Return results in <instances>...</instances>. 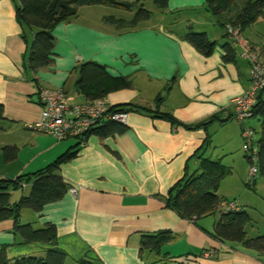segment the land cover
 Listing matches in <instances>:
<instances>
[{
	"label": "crops",
	"instance_id": "obj_1",
	"mask_svg": "<svg viewBox=\"0 0 264 264\" xmlns=\"http://www.w3.org/2000/svg\"><path fill=\"white\" fill-rule=\"evenodd\" d=\"M98 6L102 5L78 6L75 17L58 23L52 31L54 63L32 71L24 66L26 46L14 1L0 0V177L15 178L41 169L80 142L76 156L59 168L69 185L63 197L44 204L39 212L22 209L21 223L34 229L53 224L55 246L67 254L64 264L156 260L157 255L139 251L141 236L165 230L172 240L162 251L171 264H264V254L211 236L218 218L215 214L193 221L181 218L165 204L167 191L183 176L185 166L189 173L197 168L193 154L206 135L203 129L183 125L214 114L220 120L207 127L211 139L203 157L219 158L230 167L217 192L223 199L230 195L226 185L233 170L228 161L234 152L243 154L241 125L234 120L231 101L250 87V65L242 56V44L230 37L219 41L224 31L206 9L205 0H168L161 15L183 14V28L147 20L136 29L117 30L104 21L108 15L97 11ZM188 31L204 32L215 42L213 51L209 55L199 52L185 39ZM244 39L264 63L263 49ZM235 42L241 50L237 54ZM225 43L232 47L233 61L223 59ZM88 61L105 65L111 76L130 80L129 87L104 96L109 106L132 103L157 109L178 124L144 111H130L125 115V128L106 136L92 133L83 140H58L32 129L42 109L36 98L40 87L60 88L75 102L88 101L75 86L77 66ZM159 94L163 100L156 106L154 99ZM10 146L16 148L15 156L7 159ZM253 185L258 188L259 182L255 179ZM70 187H76V193ZM16 191L10 193L11 202L27 195L29 186ZM12 228L11 219L0 222V249L5 247L8 258L44 256L47 244L18 243Z\"/></svg>",
	"mask_w": 264,
	"mask_h": 264
},
{
	"label": "trees",
	"instance_id": "obj_2",
	"mask_svg": "<svg viewBox=\"0 0 264 264\" xmlns=\"http://www.w3.org/2000/svg\"><path fill=\"white\" fill-rule=\"evenodd\" d=\"M15 4V17L21 27V37L25 42V68L35 71L50 66L54 63L55 38L52 33L54 27L67 21L77 14V7L82 5H105L131 11L136 7L132 18L123 19L106 16L104 21L114 26L117 30H132L140 27L150 19L152 13L143 7L145 0H13ZM159 10H166L168 0H152ZM236 0H205V7L213 15L219 16L223 12L231 13ZM264 15V0H244L240 11L227 20L220 21L223 29V37L229 38L224 26L226 23L238 26L242 31L245 27L255 22ZM188 40L199 52L209 55L215 46V42L209 40L204 32L188 31L185 34ZM223 59L233 61L234 55L230 44L222 46ZM78 78L75 82L76 89L88 100L104 97L109 91L130 86L127 77L111 76L106 66L93 62H82L77 68ZM163 100V95L155 97L154 103L158 106ZM111 112L128 113L130 111L150 113L152 117L162 118L172 125L177 121L169 114L159 112L157 109L149 110L138 107L132 103L112 105ZM3 108L0 104V121L3 120ZM260 123V135L256 139L258 144V174L264 176V89L258 91L255 104L252 108V116ZM220 120L218 114L209 116L199 122L183 125L186 129H203L206 133L203 144L193 157L198 160V166L192 172H187L185 166L183 176L177 180L165 195V204L175 211L181 218L197 220L206 215H213L219 210L218 218L214 223L211 236L221 241L238 242L243 248L256 253L264 254V236L249 238L246 236V227L251 224V218L246 210L239 208L236 211L221 207L226 199L218 195L219 183L229 172L221 160L203 157L206 148L210 144L211 136L207 127L214 121ZM123 123L106 121L102 125L88 132L84 139L95 133L100 136L122 131ZM83 140V139H80ZM80 142L69 147L65 152L57 156L53 161L34 172L23 173L15 178L0 177V222L11 219L13 221L12 233L18 239V243L39 242L47 244L48 248L44 256H22L8 258L5 247L0 249V264H64L67 254L55 246L56 227L47 223L43 227L34 229L30 224L20 221V213L24 208L39 212L43 205L54 202L63 197L69 185L59 173L60 166L71 160L78 152ZM7 159L15 156V147H8ZM254 183V182H253ZM29 186L27 195L21 196L17 201H10V193L13 190L23 189ZM222 208V209H221ZM172 240L170 231H158L141 236L139 251H146L158 256V259L144 264H171L167 253L162 247Z\"/></svg>",
	"mask_w": 264,
	"mask_h": 264
},
{
	"label": "built area",
	"instance_id": "obj_3",
	"mask_svg": "<svg viewBox=\"0 0 264 264\" xmlns=\"http://www.w3.org/2000/svg\"><path fill=\"white\" fill-rule=\"evenodd\" d=\"M224 29L233 41H239L242 44L244 49L242 56L249 61L250 65V87L241 95L234 97L231 105L234 120L241 125L242 149L249 162L245 182L252 184L258 176V144L254 131L244 122L252 116L258 91L264 89V63L243 39L238 26L226 23ZM36 98L42 108L41 114L39 120L30 127L50 134L58 140L68 137L84 139L88 132L106 121L123 123L125 120L126 113L109 111L111 105L107 104L104 97L75 102L63 89L40 87ZM69 190L76 193V187H70ZM221 207L232 211L239 209V205L232 200L223 201Z\"/></svg>",
	"mask_w": 264,
	"mask_h": 264
},
{
	"label": "rangeland",
	"instance_id": "obj_4",
	"mask_svg": "<svg viewBox=\"0 0 264 264\" xmlns=\"http://www.w3.org/2000/svg\"><path fill=\"white\" fill-rule=\"evenodd\" d=\"M244 4V0H236L233 5V10L229 14L227 12L221 13L219 16H216L218 20L223 21L227 20L228 17L233 16L236 12L240 11ZM143 7L147 10H149L152 15L150 19H148L149 23L154 22H161L166 24H174L177 28H183L184 27V16L183 14H173L172 16L165 17L162 16L161 13L164 12V10H159L153 3L152 0H145L143 1ZM99 10L102 11V13L113 16L115 18H123V19H130L133 16V13L136 10V7L133 8L131 11H126L121 8H114L110 6H98ZM103 9V10H100ZM96 13V11H94ZM241 36L244 38H249L252 41H254L258 46H260L264 51V15L259 17L255 22L248 25L241 31ZM223 40L229 41V38H221L219 39L220 42ZM246 40V39H245ZM247 41V40H246ZM248 43V41H247ZM249 45V43H248ZM234 48L236 50V54L240 53L241 50L237 44V42L234 43ZM258 55V54H257ZM259 57V55H258ZM244 124L248 127H250L254 131V135L256 139L260 135V123L257 120L256 117H250L246 119ZM70 139L75 140V138L71 137ZM243 151V150H242ZM240 151L239 153L234 152L229 162V165H231V169L233 170L232 176H230L228 179H230V183L226 185V188L229 190L228 196L226 197V200H232L235 201L237 204L242 203V208L247 211L251 218V224L252 226H247V237L249 236H256V235H264V176L261 174H258L256 178V182H259L258 188H256L253 183L247 184L245 182V173L249 169V162L246 160V158ZM23 159H25V156H21ZM227 168V166H226ZM230 167H228L229 169ZM243 175V177H240V175ZM16 191V190H13ZM21 191V190H19ZM18 191V192H19ZM17 192V191H16ZM244 202V203H243ZM219 210L215 213V217L218 216ZM66 264H69L66 262ZM73 264V263H71Z\"/></svg>",
	"mask_w": 264,
	"mask_h": 264
}]
</instances>
